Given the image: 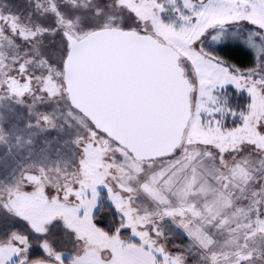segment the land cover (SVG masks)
Returning <instances> with one entry per match:
<instances>
[{
  "label": "snow or ice",
  "instance_id": "snow-or-ice-1",
  "mask_svg": "<svg viewBox=\"0 0 264 264\" xmlns=\"http://www.w3.org/2000/svg\"><path fill=\"white\" fill-rule=\"evenodd\" d=\"M0 264H264V0H0Z\"/></svg>",
  "mask_w": 264,
  "mask_h": 264
}]
</instances>
